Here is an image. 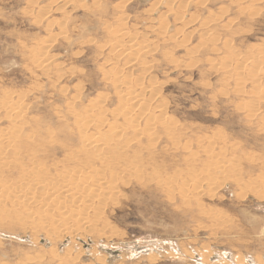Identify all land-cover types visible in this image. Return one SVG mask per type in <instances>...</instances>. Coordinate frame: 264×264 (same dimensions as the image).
<instances>
[{"label": "rangeland", "instance_id": "374dc122", "mask_svg": "<svg viewBox=\"0 0 264 264\" xmlns=\"http://www.w3.org/2000/svg\"><path fill=\"white\" fill-rule=\"evenodd\" d=\"M256 1L0 0V101L12 95L24 102L21 135L48 147L43 161H62L60 145L77 143L70 106L81 112L103 98L109 112L117 107L110 70L143 84L149 115L162 110L175 135L155 127L151 139L129 146L143 177L123 178L101 221L84 230L44 225L40 204L1 195L0 264H264V78L256 85L251 70L239 77L225 70L264 50V0ZM120 11L126 32L149 46L140 61L110 46ZM41 44L51 58L48 72L33 61ZM229 50L240 56L228 59ZM5 113L0 109L2 132L12 127ZM211 143L215 158L237 171L216 175L209 188ZM187 172L203 180L191 183Z\"/></svg>", "mask_w": 264, "mask_h": 264}, {"label": "bare ground", "instance_id": "6f19581e", "mask_svg": "<svg viewBox=\"0 0 264 264\" xmlns=\"http://www.w3.org/2000/svg\"><path fill=\"white\" fill-rule=\"evenodd\" d=\"M122 16H124L123 12L120 11L118 14L119 19H117L120 22H118L119 27H117V30L111 32V34L109 33L111 35L110 46L115 54H118L117 52L121 53V55L125 53L130 55L128 57L129 59L134 56V60H139L140 53H142L143 56L144 54L146 55L149 46L144 45L143 42L137 43L134 41L128 32H126L124 27L126 22L124 23L122 21L124 20V18L121 19ZM176 18L181 20L178 17ZM165 23L166 21L164 19L161 20V26H163L162 28L164 29L166 28ZM109 30H111V28ZM46 44L39 45L36 49V54L33 55V61L36 67L41 68L44 72H48L52 65L50 62L51 58L47 55ZM227 55L228 59L231 60H235L240 56L232 50H229ZM247 55L246 57L244 56L245 58H242L244 59V67L236 66V68L234 67L235 69H230L225 66L226 74L228 75L232 71V73L238 74L239 77V75H243L242 73L246 68L256 73L252 75L254 78L252 77L250 81L257 85L261 76L264 78V50H253ZM143 56L141 57L144 58ZM134 62L137 63V61ZM110 74L111 77H109ZM106 78L111 80L114 85L118 102L117 107L109 112L107 108H105V100L103 98L100 101L92 102V104L90 103V105L81 112H76L73 110L72 106H70L68 111L75 120L73 127H75L74 130L77 132H74L77 135V143H73L74 145L71 146L68 144L60 145L63 153L62 161L56 159H52L49 162L43 161L41 158L45 160L50 158V150H48V147L45 148V144L43 143L37 144L38 146L35 145V143L42 142V140H37V142L36 140L34 141L33 134L31 135L30 132L29 134L32 137L24 136V132L23 135H21L22 128L27 124V120L24 115V102H22L20 98L18 100H12L10 99L12 95H8L9 97L6 96L7 98L0 101V109L6 111L5 114L12 124V127H10L7 132L0 131V197L3 198L1 195L6 194L7 196H11V198H16L15 200H19L20 202L30 201L40 204L42 208L44 207L45 209L43 215L40 214L41 220L45 222H43L44 225L55 223L57 224L56 226L54 225L55 229L61 227V225H66L64 227H68V229L75 226L76 230L80 231L88 226H92L93 221H101V214H103L102 210H104L105 205L108 202L114 201V199H116L115 197L119 195L121 191L120 186H124L127 183V181L123 182V178L126 176L128 178H141L144 175L145 170L140 165V160L137 161L139 158L136 151L134 152L129 149V146L131 144L137 145L139 143V138L142 136L151 139L153 137L152 130L155 127L166 130L169 136L173 134H171L170 131V127L172 126L171 122L166 119L162 110L159 111V116H155L154 114L149 115V113H152L149 112L151 105L149 107L146 99L141 97L146 88L143 89V84L134 85L128 79H122L119 73L117 76L115 73H111V70L110 73H107ZM240 79L245 81L244 78ZM144 95L145 94H143V96ZM247 108L253 113H256L258 110L256 106L252 105H248ZM109 115L112 117L113 123H108L107 118ZM143 120L149 123L147 127L143 128V126H140L143 124ZM105 125L108 126L106 131L104 130ZM173 126H175V124ZM128 131L131 132V140L126 137ZM36 134L39 136L38 133ZM48 135L49 140L47 144L53 146V144L56 143L53 133H48ZM69 137L68 140L72 138V136L70 139ZM208 149L209 150L206 152L211 157V160H209L205 167V172H203L207 175V180L210 181L209 188H211L215 185L216 181L214 182L213 180H215L214 178L216 175L222 174L221 176H223L224 172L237 171V168L235 164L231 162L219 161L216 159L213 155L212 143L208 146ZM23 153H25L27 162H24ZM132 153L134 154L133 156H131ZM4 170L12 172L13 175H15V177L13 176L14 179L8 178L7 175V177L4 176L1 173ZM199 173L200 172H198L197 175L194 172H189L187 174L188 181L191 183L202 181V175ZM263 178L264 177H260L261 183L264 181ZM204 180L206 181V179ZM0 203H3V200ZM18 203L19 202H17V204ZM41 206L39 207L41 208ZM34 211L36 212V210ZM90 211H93V216L88 215ZM0 214H2V211ZM33 221L35 222V220ZM38 224H41V222ZM39 226L43 227L41 225ZM65 230L68 231L67 229L63 231Z\"/></svg>", "mask_w": 264, "mask_h": 264}]
</instances>
